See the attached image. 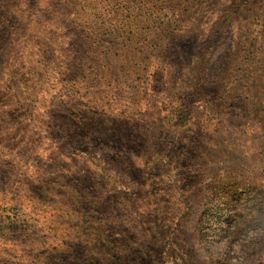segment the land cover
I'll return each instance as SVG.
<instances>
[{"label": "rangeland", "instance_id": "obj_1", "mask_svg": "<svg viewBox=\"0 0 264 264\" xmlns=\"http://www.w3.org/2000/svg\"><path fill=\"white\" fill-rule=\"evenodd\" d=\"M75 1L0 0V264H264V0Z\"/></svg>", "mask_w": 264, "mask_h": 264}, {"label": "trees", "instance_id": "obj_2", "mask_svg": "<svg viewBox=\"0 0 264 264\" xmlns=\"http://www.w3.org/2000/svg\"><path fill=\"white\" fill-rule=\"evenodd\" d=\"M12 1L13 0H1L2 10H4V12L7 13V15L3 16V21L6 22V25L11 24V26L20 17L17 14L19 12V9L17 8L18 5L17 4L15 5L14 3H12ZM112 2L114 5L119 6L121 13H124L127 11L129 12L128 8L130 5V2L132 1L131 0H112ZM34 3L37 4L36 1ZM78 4L79 3L75 0H46V2H44L42 6V12L46 13L47 20H52V18L55 17L57 18V20H60V22L64 25L66 29H69L75 36H79L82 34L83 28H85V24H78L76 22L77 15L75 12L76 10L74 8L78 7ZM177 20H179V18L175 19L174 21H177ZM135 27H138V24L135 25ZM177 28H178L177 25H174L171 23L169 25H166V27L164 28L160 27L159 29L162 33H164L165 31H168L167 33L169 35H175L176 31L178 30ZM98 29H101V28H98ZM4 34H6V28L5 26L0 25V35L4 36ZM213 34H214V29H211L209 35L212 36ZM6 47L8 46L5 44H0V63L5 62V60L6 61L9 60L10 62L16 59L15 56L12 54L11 50ZM159 48L161 52L163 50L162 46L160 45Z\"/></svg>", "mask_w": 264, "mask_h": 264}]
</instances>
